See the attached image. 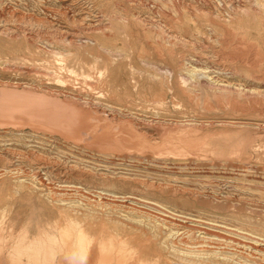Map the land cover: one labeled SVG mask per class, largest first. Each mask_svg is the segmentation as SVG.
<instances>
[{
	"label": "rangeland",
	"instance_id": "obj_1",
	"mask_svg": "<svg viewBox=\"0 0 264 264\" xmlns=\"http://www.w3.org/2000/svg\"><path fill=\"white\" fill-rule=\"evenodd\" d=\"M221 1L223 5L220 0H0V88L30 87L48 97L58 91L57 97L74 96L83 108L92 110L83 111L86 127L79 130L83 139L42 126L0 122V169L40 170L44 178L80 187L92 199L101 192L156 201L173 207L169 211L178 215L244 227L251 236L263 238L264 108L246 97L219 100L206 84L171 80L164 70L172 68L176 76L183 57L184 67L204 65L210 76L217 73L226 80L219 84L235 82L264 90V62L251 66L227 55L236 44L245 48L256 42L264 50V13L261 21L252 18L258 9L251 0ZM239 7L250 8L249 14ZM186 18L191 19L189 24ZM89 23L109 28L94 33L84 29ZM57 27L63 36L77 34L79 44L60 42ZM167 33L198 40L195 46L176 45L170 57L162 46ZM216 35L220 41H215ZM95 41L120 55L111 56ZM57 49L71 50L57 56L53 51ZM16 180L0 178V243L8 248L20 238L23 227L28 235H34L38 226L52 234L59 216L47 200L42 202L46 191L38 194L18 186ZM79 205L90 228H126L125 221L133 220L106 204ZM129 234L135 236L137 231ZM144 247L155 252L154 245Z\"/></svg>",
	"mask_w": 264,
	"mask_h": 264
},
{
	"label": "bare ground",
	"instance_id": "obj_2",
	"mask_svg": "<svg viewBox=\"0 0 264 264\" xmlns=\"http://www.w3.org/2000/svg\"><path fill=\"white\" fill-rule=\"evenodd\" d=\"M220 2L222 3V4L220 3V5H223V2L221 0ZM251 2H253L254 4L252 6L258 9L255 10L257 14H252L253 16L252 18H257L261 21L260 19L261 14L264 13V0H251ZM240 8L242 9L243 13L249 14L250 8L243 9L242 7H239V9ZM235 9L232 8L234 14L238 13ZM228 14H231V12L229 11ZM220 16L222 17V15L218 16L219 19ZM238 16L240 17L241 15L238 14ZM189 19L186 18L185 20L187 24H189V22L191 21V19L190 20ZM71 20L72 22L75 21V19L73 20V17ZM122 20L125 21V19ZM84 24L82 25L85 26ZM88 25H90V23L87 24V26L84 27V29L85 30L90 29L89 31L94 33H96V31H103V30L105 32V29L109 28L106 27L105 24H100V23L97 25L95 24L96 26H88ZM79 28L81 29L83 27L81 26ZM60 31L61 30L58 27L54 29V32H56V34L61 35L59 36L60 42H64V44L68 46L79 44L77 43L78 39L77 41L74 39L75 35L77 34L67 33L68 35L71 34V36L68 37V36H63ZM232 31L235 30L232 29ZM239 37H243V36H239ZM239 37H235V38L240 39ZM216 38L217 35L215 37V41H218L219 38L218 39ZM245 39L244 41H246ZM194 40L188 38V36L178 35V34L173 35V33H167L166 36L164 34L162 36V46L171 57L175 53L174 48L176 45L179 44L187 45L188 43L194 45V43L196 42ZM215 41L213 40L212 43H215ZM249 42L246 41V43ZM94 43H96L101 50L110 54L111 56L120 55L119 52H116L112 49H108L107 47L102 46L98 41H95ZM214 45H216V43ZM53 51H55L54 53L57 56H62V53L67 50L61 51L57 49ZM223 53L224 52H222V54ZM227 55L232 61L237 60L240 61L242 64L245 63L251 66H254L255 64L257 65V62H264V50L259 48L256 45V42L255 45L254 43H252L251 46L245 48H239L237 47L236 44V47L235 48L233 47L232 50H229ZM183 60H184L183 57H181L178 60L179 72L176 73L177 74L176 76L174 69L172 68L164 69L169 79L172 80L173 77L174 78L176 77L178 81H189V83L190 81H198V83L206 84L205 86H207L208 88H212L214 92L212 93V95L219 100L226 99L227 101H233L237 97L238 98L246 97L247 100L254 101L255 104L256 102H258L259 103L258 105L261 109L264 108V90H261L260 88H258V86L254 85L252 87L249 86L247 88L244 85L236 84L235 82L219 84L220 81L226 82V80H222L221 76H219L217 73L214 76L212 75L210 76L208 72L206 73V71L203 70L206 68V66L204 65H201V67H204L203 69L196 67L198 65L190 66L193 65V63L190 64L189 67L188 65L187 67H184L186 64L183 62ZM159 70L161 71L160 68ZM242 75L243 74H241V76ZM261 77L264 79V74H262ZM253 79L255 78L253 77ZM36 90H38V88ZM50 91L45 90L46 93L51 94ZM52 93L54 92L52 91ZM57 93L58 91L56 92V95L52 96L53 95L52 94L50 95V97H48L49 95L47 96L44 93L34 92V90H32V88L30 89V87L29 89H22V90L7 88V87L0 88V122H3L5 120L15 121V123L20 124V125L16 124L17 126L29 125L32 128H38L39 126H42L47 129L57 130L60 133L62 132L66 135H70L69 138L72 139L77 138V137L74 138V135H77L79 138L83 139V135L79 136V134H81L79 133V130L81 127L83 128L85 124L84 118L82 119V117H84L83 111L86 110L87 112V110L88 111H92V110H89L88 108L85 107L83 108V106H81L82 105L81 102H78L79 99H77L74 96L73 97L68 96L70 99L69 98L61 99L57 97L58 95ZM233 95H236V97H233ZM87 102L82 101L83 104H86ZM88 105H90V103ZM86 107L89 106L86 105ZM97 110L93 112L96 114ZM94 113H92V115ZM86 115L89 116L90 113ZM116 115L118 114L116 113ZM84 127H86V125ZM88 130L89 129L87 128V131ZM8 167L9 166H6V168L3 169V171L0 169L2 171V172L0 171V178L4 176H12L15 180L17 179L16 183L20 187H25V188L31 187L33 190L36 189V191L38 192L36 191L35 192L38 194H42L43 192L46 191L45 194L46 196H44V199H41L43 200L42 202H45L47 200L52 207L58 210L59 216L54 221L53 224L51 222L52 226L51 225L50 226L52 227L51 229L52 234L46 231L45 227L38 226L36 233L34 235L32 234L28 235V232H26L27 231L26 228L24 230L23 227L22 228L23 230L21 229V231H19L20 234L17 235L20 238H18V240L16 239L11 246L9 245V248L5 246V243L1 242L0 264H264V235L261 233L258 235L260 236L263 235V238L251 236V232L246 231L244 227H230V226H225V224L223 226H220L209 222H208L209 224H207V222L203 223L199 219L195 220L190 218V216L180 215V214L178 215L173 211H169V210H173V207L170 206L167 207L161 205L160 203H155L156 201L154 202V204H159L158 205L159 207L154 205L153 203H150V201L143 202L141 200L139 201L127 196H118L119 194L116 195L114 193H101V192L96 193L99 199H97V197H95V199L94 198L92 199L89 196V193L85 192L84 194V191L80 189V187H76L74 185H60L59 183H54V181H52L48 177L44 178L43 177L44 173L42 175L40 173V170H36V172L34 171L33 173H31L32 171L29 172L28 170L22 167H17V168H8ZM79 202L83 203V205L93 204L94 202L99 203L100 206L106 204L110 206V209L112 207L125 212L124 214L133 220L131 222L125 221L127 223L126 225H128L126 228L119 226L110 227L108 225L107 227L102 225L100 227L90 228L89 226L90 224L87 225L88 224L87 218L86 217L84 218L79 213L80 211L78 212V210H80L78 209V207H80ZM163 207H165L167 210L163 209ZM104 208L106 209V207ZM85 216L88 215L85 214ZM49 221L47 220V222ZM133 231L134 232L137 231V235L135 234V236H132L129 234L131 232L133 233ZM143 236H146L145 239L143 238ZM3 238L4 237H2L3 241L6 240V238L5 239ZM144 243H147V245H149L150 247L154 245L153 250L155 252H153L151 249L150 250L146 249L144 247Z\"/></svg>",
	"mask_w": 264,
	"mask_h": 264
}]
</instances>
